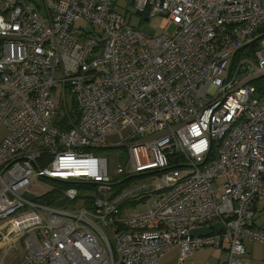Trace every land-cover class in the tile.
I'll return each mask as SVG.
<instances>
[{
    "label": "built area",
    "instance_id": "2783aa9c",
    "mask_svg": "<svg viewBox=\"0 0 264 264\" xmlns=\"http://www.w3.org/2000/svg\"><path fill=\"white\" fill-rule=\"evenodd\" d=\"M124 1L163 33L118 0H0V264H160L226 242V264H249L244 240L264 243V38L243 46L264 33V0ZM105 147L127 153L126 179ZM35 182L65 203L29 198Z\"/></svg>",
    "mask_w": 264,
    "mask_h": 264
},
{
    "label": "rangeland",
    "instance_id": "374dc122",
    "mask_svg": "<svg viewBox=\"0 0 264 264\" xmlns=\"http://www.w3.org/2000/svg\"><path fill=\"white\" fill-rule=\"evenodd\" d=\"M42 1V0H39ZM124 0H118V8H122L120 10L123 15L125 16L126 20L135 28L140 31H147L149 30H155L156 34H161L163 33V29L161 27L162 23V16H156L150 18V20H145V17H142L141 15L137 14L135 11V7L133 4H126ZM82 25H87V22L82 19L78 20L76 23V27H80ZM151 30V31H152ZM175 30V25L170 26V28L167 30L169 33H172ZM129 130L125 131V133H128ZM6 132L5 128H2L0 131V136L4 135ZM119 137H113L112 142H118ZM120 150H124L123 148H117V147H105V148H99L98 152L104 156H107L109 158V176L112 178H115L116 180H121V179H126V175H117L116 174V169L118 164L120 163L125 169L126 172L128 173L127 169V161H128V155L127 153L125 155H122L121 157L118 156V152ZM128 176V175H127ZM159 179L158 173H149V174H144V175H137L133 178L127 179L124 183L120 184L119 186L121 187L120 194L118 195V199L123 197L126 194H131L130 192L136 188L139 184L142 183H147L150 182V185H155ZM117 188V185L113 188L115 190ZM52 190L51 186H48L42 182H35L29 190H27L26 195L31 198L35 199L38 198L40 199L43 195L46 193L50 192ZM153 195H149L146 197L142 196V200L139 203H134V202H128L124 208L125 210L132 211H140V210H145L148 208V203L152 204V201L154 200ZM4 223V222H3ZM0 254H2V251L0 250ZM16 255L15 252L11 254L10 259H12Z\"/></svg>",
    "mask_w": 264,
    "mask_h": 264
},
{
    "label": "crops",
    "instance_id": "0c3cea01",
    "mask_svg": "<svg viewBox=\"0 0 264 264\" xmlns=\"http://www.w3.org/2000/svg\"><path fill=\"white\" fill-rule=\"evenodd\" d=\"M258 209L256 226L264 229V201L256 204ZM247 252L244 256L249 264H264V243L244 240ZM229 243L212 248L207 247L195 252L194 255L180 259V250L175 248L161 258L160 264H226Z\"/></svg>",
    "mask_w": 264,
    "mask_h": 264
},
{
    "label": "trees",
    "instance_id": "16d2710c",
    "mask_svg": "<svg viewBox=\"0 0 264 264\" xmlns=\"http://www.w3.org/2000/svg\"><path fill=\"white\" fill-rule=\"evenodd\" d=\"M258 43L259 42H255V43L250 44L246 48V50L250 51V50L256 48ZM262 83L263 82L260 81V82H258V85H261ZM175 163H177V160L172 162V164L170 165L171 168L178 166V164H175ZM57 184H58V186H60V188H66L69 186H77L79 188L85 187V183L81 182V181L59 182ZM91 187H92V184H91ZM120 191H121V187L119 185H117L116 192H120ZM59 199H60V194L58 192L52 191V192H48L45 195H43L39 200L44 202V203L51 204V205H61V204L65 203V202H61ZM134 203H136V202H134Z\"/></svg>",
    "mask_w": 264,
    "mask_h": 264
},
{
    "label": "water",
    "instance_id": "95a60500",
    "mask_svg": "<svg viewBox=\"0 0 264 264\" xmlns=\"http://www.w3.org/2000/svg\"><path fill=\"white\" fill-rule=\"evenodd\" d=\"M146 20H148V18H147ZM262 38H264V33L261 34V36H260L259 38L254 39V40L248 42L247 44H245V45L243 46V48L249 46V45L252 44V43L257 42L258 39H262ZM236 53H237V51L235 52V54H236ZM122 182H123V181H120L119 183H122ZM222 229H223V226H222L221 223H215V224H213V225L206 226V227H203V228H194V229H192V230L190 231V234H191V235H206V234H210V233H212L214 230L221 231Z\"/></svg>",
    "mask_w": 264,
    "mask_h": 264
}]
</instances>
